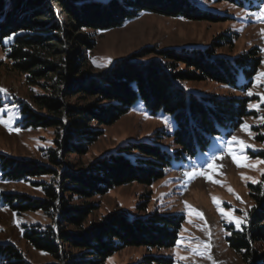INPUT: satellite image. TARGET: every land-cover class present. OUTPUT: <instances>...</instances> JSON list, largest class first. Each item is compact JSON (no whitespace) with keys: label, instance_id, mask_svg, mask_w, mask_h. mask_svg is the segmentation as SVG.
Returning <instances> with one entry per match:
<instances>
[{"label":"trees","instance_id":"trees-1","mask_svg":"<svg viewBox=\"0 0 264 264\" xmlns=\"http://www.w3.org/2000/svg\"><path fill=\"white\" fill-rule=\"evenodd\" d=\"M198 0H0V48L9 68L25 75L30 85L45 92L32 95V106L20 109L23 129H53L54 146L47 152L48 163L15 158L0 153L4 181L51 176L42 185L43 196L1 193L0 203L20 213L42 211L53 227L25 228L23 239L45 252L56 264H103L126 247L167 249L176 245L184 220L178 214L154 211L129 217L115 211L98 222L83 226L94 205H72L73 197L88 199L104 195L114 187L137 182L149 185L164 177L170 166L169 149L158 143L137 141L107 152L81 169L66 161L70 153L83 155L111 125L141 100L152 115H172L175 129L172 143L178 152L195 156L215 136L231 135L251 112L248 99L198 96L187 93L177 82L211 80L235 85L240 75L250 85L260 65L252 50L233 56L216 55L215 48L231 44L232 34H222L210 46L155 50L144 48L115 61L107 70L93 72L86 54L95 46L93 34L82 30L106 31L121 27L143 13L179 17L190 21L220 22L225 15L197 4ZM221 2L224 0H204ZM235 2L234 0H230ZM52 3L61 8L56 18ZM238 3H242L238 0ZM15 34V35H13ZM7 37H12L5 42ZM154 53L155 56L147 58ZM92 98L83 105L70 103L74 96ZM262 145L257 156L264 161V132L255 136ZM136 151V152H135ZM134 152V153H133ZM67 164V168L65 167ZM251 207L239 228L229 226L228 247L241 256L243 264H264V174L250 186ZM143 209V208H142ZM74 226L77 231L67 230ZM76 249L73 254L70 250ZM1 264H26L17 249L0 244ZM138 264H174L165 255H145Z\"/></svg>","mask_w":264,"mask_h":264},{"label":"rangeland","instance_id":"rangeland-1","mask_svg":"<svg viewBox=\"0 0 264 264\" xmlns=\"http://www.w3.org/2000/svg\"><path fill=\"white\" fill-rule=\"evenodd\" d=\"M234 1H197L200 7L225 15V19L220 22L190 21L143 13L121 27L106 31L82 30L94 36L95 46L86 54V62L96 73L107 70L115 61L144 48L157 51L185 47L205 48L222 34H232L234 40L231 44L225 43L215 48L216 55L231 58L252 50L255 52L252 56L260 60L256 74L247 86L245 84L248 80L242 75L238 77L235 85L211 80L177 82L187 93L198 96L247 98V108L251 112L231 135L213 137L208 147L193 157L178 152L179 148L172 143L175 129L172 115L162 111L152 115L140 99L113 124L101 127L102 135L89 146L87 153H70L66 156L67 162L73 163L76 169H81L97 157L137 141L158 143L171 153L170 166L164 177L149 185L132 182L114 187L104 195L88 199L72 198V205H94L83 223L84 227L115 211L126 212L129 217L158 211L163 214H178L184 218L179 229V243L177 241L175 246L167 249L126 247L107 258L103 264H138L145 255L170 256L174 259V264H243L241 256L228 247L226 237L230 234L227 227H240H237L235 219H240L241 224L244 222L246 212L252 205L250 186L257 184L264 174V161L257 156L262 145L255 139L257 134L264 132V75H261L264 73V16L253 15L264 8V0H241L242 3ZM51 5L54 16L59 18L62 12L60 6L56 3ZM150 54L147 58L155 56L152 52ZM9 64L0 48V88L7 90L6 93H0V118L5 122L11 121L10 126L13 129L10 131L4 124H0V153L47 164V152L54 146L53 129H23L19 124L22 118L21 106H32L31 96L43 94L45 91L38 85H30L25 75L11 70ZM68 101L83 105L93 99L85 100L82 95H78ZM233 136L238 141H243L247 147L242 148L238 142L229 145L228 141ZM229 148L242 158V165L254 167L238 166L229 154ZM213 156H220L222 159L213 161L216 165L214 169H207L206 165ZM67 167L65 163L64 168ZM201 168L211 179L205 175H196L187 180L184 176L186 171ZM54 180L57 178L47 175L32 177L26 181H4L0 172V195L23 193L42 197V185L37 182L50 184ZM229 188L233 191L230 192ZM213 197L216 198V203L213 202ZM218 207L226 212L231 211L235 219L222 216ZM198 212L202 213V218L197 215ZM34 225L46 228L53 227L54 223L45 212L16 213L0 203V244L13 245L26 264L58 263L52 256L34 249L23 239L24 229ZM67 230L75 232L77 228L68 226ZM204 243L209 248L203 255L193 251L197 245L203 250ZM259 249L264 252V242L259 244ZM70 251L73 254L78 252L76 249Z\"/></svg>","mask_w":264,"mask_h":264},{"label":"snow or ice","instance_id":"snow-or-ice-1","mask_svg":"<svg viewBox=\"0 0 264 264\" xmlns=\"http://www.w3.org/2000/svg\"><path fill=\"white\" fill-rule=\"evenodd\" d=\"M253 15H257L258 17L264 16V8L261 9V12L260 13H254ZM262 31H264V30H262ZM13 35H15V34H13ZM11 38L12 37H7L6 40H5V42H7V40H10ZM94 63H95V61H94ZM261 75H264V73H262ZM6 92H7L6 89L0 88V93H6ZM249 95H251V93H249ZM0 124H4L5 127H8L10 131L13 130L11 128V126H10L11 121L5 122L2 118H0ZM242 127H247V126L246 125H242ZM15 130L17 132L19 131V129H15ZM233 142H238L242 148L243 147H247V145L244 144L243 141H238L237 137H235V136L231 137V139L228 141V144L231 145ZM229 154L232 155L233 161L238 166L254 167V165H242L241 164V159L242 158L239 157V156H237L234 153V151L232 149H230V148H229ZM218 159H222V157H220V156H213L212 159L207 163L206 168L207 169H214L216 167V165L213 163V161L218 160ZM196 175H205L206 178L211 179L210 176H207V174H206V172L204 171L203 168H201V169H192L191 171H186L184 173V176L186 177L187 180L193 179ZM242 178H243V176H242ZM214 182L219 183V181H214ZM253 182L255 183L256 181H253ZM229 191L231 192L233 190L231 188H229ZM237 199H240V197L237 196ZM213 202L214 203L217 202L215 197H213ZM185 204H186V207H188V205H187L186 202H185ZM218 211H220V213H221L222 216H226L229 219H235L234 217H232L231 211H227L226 212V211H224L223 208H220V207H218ZM197 215L201 216V218H202V213H199L198 212ZM241 222L242 221L240 219H235V223H236L237 227L240 226ZM178 243H179V241H178ZM208 248H209V245L207 243H204L203 244V250L201 249V246L200 245H197L196 248L193 249V251L196 252L197 254L203 255L204 254V251L207 250ZM209 258H211V257L209 256ZM181 259H184V257H181ZM214 264H215V262H214Z\"/></svg>","mask_w":264,"mask_h":264}]
</instances>
